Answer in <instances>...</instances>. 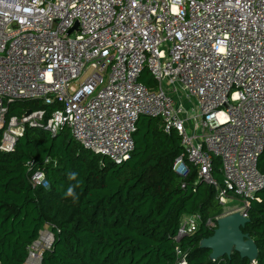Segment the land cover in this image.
Wrapping results in <instances>:
<instances>
[{
    "label": "built area",
    "instance_id": "1",
    "mask_svg": "<svg viewBox=\"0 0 264 264\" xmlns=\"http://www.w3.org/2000/svg\"><path fill=\"white\" fill-rule=\"evenodd\" d=\"M144 68L154 85L139 79ZM23 99L56 107L7 117L9 103ZM141 114L177 131L176 172L185 176L192 164L219 203L242 204L226 213L248 216L264 185V0H0L1 149L12 150L26 126L51 134L66 126L85 148L120 162ZM31 180L48 186L40 168ZM226 213L205 225L214 229ZM201 221L199 211L183 213L175 240ZM53 240L40 228L23 264H40ZM175 248L176 264H187Z\"/></svg>",
    "mask_w": 264,
    "mask_h": 264
},
{
    "label": "trees",
    "instance_id": "2",
    "mask_svg": "<svg viewBox=\"0 0 264 264\" xmlns=\"http://www.w3.org/2000/svg\"><path fill=\"white\" fill-rule=\"evenodd\" d=\"M139 79L155 84L146 68ZM38 107L48 113L56 104L15 100L6 116ZM133 138V149L120 162L85 148L66 126L55 134L26 126L12 150L0 148V264H23L43 226L54 240L40 264H176V245L187 264H252L236 250L212 259L210 248L200 245L213 231L206 218L220 213L222 204L213 185L195 181V166L189 164L185 176L173 168L182 152L177 131L141 114ZM213 161L221 180L220 158ZM258 167L264 174V147ZM38 168L48 186L31 180ZM194 211L202 215L199 227L176 241L181 216ZM247 212L243 231L257 244L255 264H264V185L249 199Z\"/></svg>",
    "mask_w": 264,
    "mask_h": 264
},
{
    "label": "water",
    "instance_id": "3",
    "mask_svg": "<svg viewBox=\"0 0 264 264\" xmlns=\"http://www.w3.org/2000/svg\"><path fill=\"white\" fill-rule=\"evenodd\" d=\"M76 25L77 22L69 31ZM30 111L31 108H27L24 113L28 114ZM248 221L249 217L239 211L224 214L217 219V225L212 233L201 238L200 245L210 248L212 259L224 254L229 256L232 250H236L240 256L255 260L258 253L257 244L248 232L243 231V227Z\"/></svg>",
    "mask_w": 264,
    "mask_h": 264
},
{
    "label": "rangeland",
    "instance_id": "4",
    "mask_svg": "<svg viewBox=\"0 0 264 264\" xmlns=\"http://www.w3.org/2000/svg\"><path fill=\"white\" fill-rule=\"evenodd\" d=\"M173 96L176 99L178 98V95L177 94H174ZM194 102L195 101H194V98H193V99H190V100L185 101L184 104H185V106L188 107L190 104H193ZM240 206H242V204L240 203V201H238V200L231 201V202H229L225 206L222 205V210H221L220 213H226L227 211L232 210L234 207H240Z\"/></svg>",
    "mask_w": 264,
    "mask_h": 264
}]
</instances>
